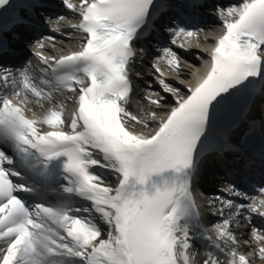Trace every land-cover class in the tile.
I'll return each mask as SVG.
<instances>
[{"label":"snow or ice","instance_id":"6c2138e0","mask_svg":"<svg viewBox=\"0 0 264 264\" xmlns=\"http://www.w3.org/2000/svg\"><path fill=\"white\" fill-rule=\"evenodd\" d=\"M51 3L0 0V56L12 28L39 19L62 32L66 17L53 21ZM60 4L79 17L68 24L82 38L78 50L48 56L40 49L54 37L36 40L32 55L45 66L39 81L31 61L15 70L0 63V264H198L197 240L207 241L202 264H253L254 253L241 251L249 241L237 236L246 231L242 221L264 259V226L253 224L254 215L264 219V0L215 6L222 31L204 38L212 47L204 49L203 74L187 73L194 85L169 81L160 68L164 62L179 74L178 51L198 46L204 32L194 16L169 18L172 0ZM205 6L185 0L193 13ZM152 32L167 40L151 65L160 92L144 96L152 106L145 119L130 111L129 69L134 45ZM65 91L76 105L70 120L64 105L44 107ZM229 159L258 167L262 181L251 187L255 195L230 182L208 201L219 216L213 238L194 187L203 169Z\"/></svg>","mask_w":264,"mask_h":264},{"label":"bare ground","instance_id":"6f19581e","mask_svg":"<svg viewBox=\"0 0 264 264\" xmlns=\"http://www.w3.org/2000/svg\"><path fill=\"white\" fill-rule=\"evenodd\" d=\"M208 48H209L208 46H202V47H197L195 49H190L188 52H186L184 54V58L187 61H182L183 64H182V68H181L180 73L178 74L176 71L173 70V71H170L169 76H172V79L175 78L176 80L183 81V84H185V85H187V84H193L194 85L196 83V78L188 75L187 73L196 72L197 76L203 74V72L206 70L207 62H208V56L204 53V49H208ZM198 55H199V59H197ZM167 79L169 81L172 80V79L170 80L169 78H167ZM149 85H151V88H148V90H147L148 93L154 92V91H160V88L157 85L155 80H152ZM173 86L174 87H180L181 91H183V87L181 84H174ZM68 95L73 96L72 94H68ZM161 95H164V94L161 93ZM168 99L171 100L170 95L168 96ZM143 101L144 102L142 104H134L133 103V106L130 109L135 111V112L138 111L137 113H134L138 117H144L145 119H148L147 112L152 110V106L149 105L144 99H143ZM141 106H142V110H138ZM160 115H163V113H160ZM140 126H141L140 128L144 132L151 130V127L144 128L142 125H140ZM207 170H208V168L203 169L201 174L206 173ZM109 182L112 186L115 185V181L112 177L109 178ZM253 264H256V263H253Z\"/></svg>","mask_w":264,"mask_h":264},{"label":"rangeland","instance_id":"374dc122","mask_svg":"<svg viewBox=\"0 0 264 264\" xmlns=\"http://www.w3.org/2000/svg\"><path fill=\"white\" fill-rule=\"evenodd\" d=\"M156 92H160V91H156ZM57 100V99H56ZM58 101V100H57ZM59 104H61V102L59 103ZM130 122H132V121H130ZM133 124H135V125H137L136 123H134V122H132ZM138 126V125H137ZM200 260V261H199ZM197 262H199L198 264H202V262H203V260H202V258L201 259H199Z\"/></svg>","mask_w":264,"mask_h":264}]
</instances>
